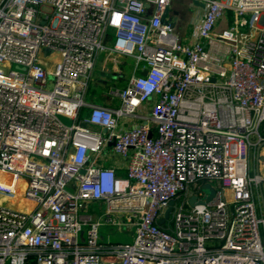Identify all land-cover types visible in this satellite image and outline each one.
Segmentation results:
<instances>
[{
    "label": "built area",
    "instance_id": "2783aa9c",
    "mask_svg": "<svg viewBox=\"0 0 264 264\" xmlns=\"http://www.w3.org/2000/svg\"><path fill=\"white\" fill-rule=\"evenodd\" d=\"M198 1L182 36L171 0H0V264H264V0Z\"/></svg>",
    "mask_w": 264,
    "mask_h": 264
},
{
    "label": "rangeland",
    "instance_id": "374dc122",
    "mask_svg": "<svg viewBox=\"0 0 264 264\" xmlns=\"http://www.w3.org/2000/svg\"><path fill=\"white\" fill-rule=\"evenodd\" d=\"M186 2H190V0H185ZM176 32H179L176 28ZM182 36L183 33H180ZM109 45L112 44V40L108 42ZM104 56L107 53L103 54ZM107 57V56H106ZM122 61H119L118 65H115L112 61H108L106 64L102 59L98 61L96 64V68L93 71L92 80L90 83V87L87 94V100L95 103H103L106 99V96H109V92L111 88H121L128 83L132 75L134 74L133 67L135 64V58L133 56H124ZM106 61V60H105ZM120 67V68H119ZM119 68V69H118ZM111 96V95H110ZM112 99V98H111ZM87 111V108H84V112ZM84 116V113H83ZM61 119L66 124H71L72 120L61 116ZM120 161V156H115L112 158H108L106 163H111L113 161ZM0 198H3L9 202L16 203L18 205L25 206V202L17 197L16 195H7L0 194ZM90 210L94 213V220L100 219L103 221L102 225L99 227V240L102 242L113 241H130L133 239L132 235L129 232L134 231V226L126 223H121L120 225L117 223H113V221H122L123 219H127V216H120L118 214H113L110 221L106 220L105 209L106 204H101L99 202L94 203L90 206ZM112 221V222H111ZM119 227V228H118Z\"/></svg>",
    "mask_w": 264,
    "mask_h": 264
},
{
    "label": "crops",
    "instance_id": "0c3cea01",
    "mask_svg": "<svg viewBox=\"0 0 264 264\" xmlns=\"http://www.w3.org/2000/svg\"><path fill=\"white\" fill-rule=\"evenodd\" d=\"M169 11L173 16V19L176 20L177 30L179 31V33H183V35L186 34L187 36L188 32L191 31L193 26H195L196 22H198L202 8L196 6L194 1L192 2V0H190L189 3L186 2L185 0H171L169 4ZM103 54L104 53L101 54L100 58L102 59V62L104 60L106 64L108 63V61H112V63L116 62L113 63L115 66L119 64V61L120 62L122 61L121 59H123L122 57L121 59L119 58L120 59L119 61H114L109 57L104 56ZM112 103H115V99L110 95L106 96V99L103 101V104H112Z\"/></svg>",
    "mask_w": 264,
    "mask_h": 264
},
{
    "label": "water",
    "instance_id": "95a60500",
    "mask_svg": "<svg viewBox=\"0 0 264 264\" xmlns=\"http://www.w3.org/2000/svg\"><path fill=\"white\" fill-rule=\"evenodd\" d=\"M194 3L197 4V5L203 6V3L199 2L198 0H194ZM168 12H169V5H167L165 7V10H164V13H163V16H162V21H166V16H167ZM146 72H147V70H142L141 71L142 74H146ZM203 189L209 190L210 194H209L208 200H210L212 198V196L214 195V193H215V189L211 186L210 183L204 184ZM196 198L197 197H196L195 194L192 195L190 197V202L194 203ZM173 204H174V200H171L170 203H169V207H168V209H167V211L165 213L166 216H168L169 212L172 210Z\"/></svg>",
    "mask_w": 264,
    "mask_h": 264
}]
</instances>
